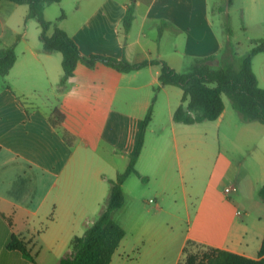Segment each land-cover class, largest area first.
<instances>
[{"label":"crops","instance_id":"1","mask_svg":"<svg viewBox=\"0 0 264 264\" xmlns=\"http://www.w3.org/2000/svg\"><path fill=\"white\" fill-rule=\"evenodd\" d=\"M76 1L79 6L76 12L86 18L70 37L86 57L103 55L126 59L132 64L158 59L179 72L187 60L217 56L222 48L211 21L208 0H137L135 19L128 33L124 31L123 19L130 0ZM28 11L27 5L6 0L0 2V47L13 46L22 34L29 37L26 26L21 33ZM171 27L182 38L183 44L179 46L177 37L169 56L162 52L161 44L157 46L153 41L155 34L148 37L146 31L152 29L156 33L162 28L160 43ZM21 54H17L8 78L20 65L18 73L29 79L39 82L35 77L41 80L43 75H47L52 82L59 81L63 57L50 56L42 51V47L32 46ZM168 56L169 60L166 59ZM100 66L107 67L99 63L95 69ZM79 67L68 81L72 90L65 89L59 98L60 106L47 111L20 101V97L28 96L38 87L31 91L8 87L7 91L0 93V264H59L66 254L71 253L72 240L83 236L96 221L108 197L107 181L115 179L129 164L123 171L115 168L106 174L105 170L114 166L105 156L100 155V159L98 148L95 145V149L90 138V129L102 127L101 150L108 149L122 158L127 153L129 158L137 149L152 101L140 106L144 114L139 119L114 109L107 111L104 117L95 116L98 106L91 100L92 91L90 88L82 89L76 81ZM49 71L54 74L50 75ZM160 72V65H150L132 73L117 72L122 76L118 77L121 83L114 84L115 89L160 86ZM128 79V83H123ZM131 82L138 84L131 85ZM168 87L171 86L159 90L168 93ZM80 93L84 95L80 97ZM174 93L176 100L166 102L167 123L162 125V133L157 139L162 145L154 146L147 154L145 141L156 113L155 97L153 118L146 130L139 157L140 165L144 163L145 170L151 173L138 172L148 178L160 176L164 190H158L159 201L165 204L169 199L173 209L177 199L170 197L168 188L171 189L175 182L173 171L177 166L183 184L184 176L189 181V191L183 190L184 208L189 213L187 220L182 217L178 222L179 216L168 212L167 220L157 222L155 226L151 224V235L159 238V242L155 244L156 251L140 252V264H180L188 242L259 259L264 220L259 218L249 224L247 217L264 209V201L259 196L264 185V125L233 117L225 105L223 114L214 121L217 128L223 126V133L220 132L223 139L220 141L219 138V151L211 160L210 178L202 194L196 196L193 152L197 146L200 160L208 154L202 153L209 141L208 133L202 128L204 123L184 125L174 122L173 115L182 104L183 91ZM56 108L65 116L58 127L50 119ZM220 185L223 187L221 191ZM230 186L235 190L227 194L225 189ZM166 192L167 197L164 195ZM232 192L249 201L248 209L244 203L228 196ZM57 210L59 215L55 216ZM13 234L26 243L34 262L7 248ZM126 238L127 233L110 264L115 259L122 261L127 254ZM256 242L257 247L251 246ZM254 252L257 257L252 255ZM153 256L156 261L150 259Z\"/></svg>","mask_w":264,"mask_h":264},{"label":"rangeland","instance_id":"2","mask_svg":"<svg viewBox=\"0 0 264 264\" xmlns=\"http://www.w3.org/2000/svg\"><path fill=\"white\" fill-rule=\"evenodd\" d=\"M208 2L214 31L222 42V48L217 55L218 60L213 63L214 67L219 68L223 65L221 64L222 55L226 54L229 58H231L230 60H232L231 63L234 68L238 70L240 69L243 57L254 47L253 41L264 38V0H233L231 5L229 4V0H208ZM78 7V2L76 0H61L59 3H53L46 6L44 11L45 18L46 20L53 22V24L56 23L59 28L65 30L70 36H73L75 31L82 26L86 18V16L76 12ZM62 13L65 14V19L58 20L62 16ZM25 23L26 24L24 25V29L21 31V33H24L26 26V29H29V37L25 38L24 34H22L21 39L18 41V48L16 47V52L19 55H22V51H27L28 46L42 47V30L37 21L30 19L26 20ZM54 27V25L51 26L47 33L48 36L54 32ZM162 28H159L156 33H154L152 29H148L146 34L148 37H153L155 34L154 38H152L153 41L157 43V46L158 44H161L162 52H167L170 56L172 46L174 44L173 42L177 39V37L180 47H182L183 40L178 36L177 33L173 31V27H171L163 37L162 42L159 43L160 31H163ZM143 41L145 42V40ZM148 43L149 45L152 44L151 41ZM151 49L154 48L151 47ZM50 54V56H59V58L62 57L60 52H54L53 54ZM169 56L166 59L169 60ZM53 64L50 65L51 70H53ZM194 64L195 59H191L189 61L187 60L179 72L184 73L189 71L190 67ZM79 66V71L76 73V81L80 84L82 89L89 90L88 88H90L92 91L91 100L98 106L97 112L94 114L95 116L102 115L104 117L107 111L114 109L125 115H128L129 117L139 119L140 115L144 114V111L140 110V106L146 102H151L153 98L156 97L157 107L156 113L154 115V121L151 124L152 127H149L146 134L145 142L146 147L148 148L147 154L152 152L154 146L162 145L158 143L157 139L158 135L162 133V125L167 123L166 102L167 100L175 101L176 95L174 91L181 92L180 88L173 86L168 87V93L160 91L158 89V85L147 89H134L129 87L127 89L123 88L122 90H116L115 86L121 83V81L118 79L120 75L117 73V71L102 66H100L99 69L92 70L87 68L82 63H80ZM20 69L21 67L18 65L14 71H12V77L8 78L6 76L0 79V93L7 91L8 87L25 88L27 89L26 91H31L33 88L38 87V90L35 92H29L28 96L22 98L20 97V101L23 102L24 100L28 104L39 107L43 111L60 106L59 98L62 94L59 93L58 89L63 74L62 71L59 81L54 83L48 79L49 77L47 75H43L41 80L39 77H35V79H39V82L29 79L18 73V70ZM253 69L258 78L260 87L264 88V53L255 56L253 60ZM49 74L53 75L54 72L49 71ZM130 79L123 83H128ZM132 84L138 83L131 82V85ZM70 86L69 83H67V91L72 90ZM79 95L81 97L84 94L80 93ZM223 99L227 108V112L233 117L241 118L239 113L233 109L229 98L226 95H223ZM97 126L100 127V125ZM202 128L203 130L207 129V138H209L207 145L203 147L204 150L202 153L207 152L208 154L203 156V160H200L197 146L194 147L193 181L196 188V196H200L202 194V191L210 178L211 160L214 159L215 153L217 154L219 151V138L220 141L223 139V136L220 135V132L223 133V126L220 129L217 128L214 121L205 122ZM101 129L102 127L99 129L96 127L90 129L89 132L90 138L94 142L95 149L96 146L98 148L97 150L100 159L101 156H105L114 166V168L105 170L106 174L112 173L115 168L119 169V171H123V169L127 167L126 165L129 164L130 157H127V153L124 154L125 158H122L118 154L109 152L108 149L101 150L102 148H100L101 145L99 144L103 134ZM79 140H81V138H79ZM143 160L146 161V159ZM143 164L140 165L139 159L136 169L138 171L141 170L144 173H147L148 171L145 170ZM173 175H175V182L171 184V189L168 188L170 197L177 199V203L174 205L175 208L173 209L171 208L172 203L170 205L169 199L165 201V204L159 201L158 190H164V188L161 187L160 176L154 175L153 178H148L145 176L147 180L144 181L141 178L132 175L126 180L123 185L126 202L121 209L114 212L113 218L125 229L127 233L125 245H127L128 252L123 257L122 261L115 259L112 264H140V252L145 254L156 251L157 247L155 244L159 242V238L151 235V224L155 226L157 222L167 220L169 218L168 212L178 215V222H180L179 220L182 217L187 220L189 210L184 208V191L185 188L189 191V181L187 177L184 176L185 184H183L181 173L177 166L175 171H173ZM225 183L231 182L225 181ZM107 184L108 189L106 193L107 196H109L110 184L108 181ZM222 188V185H220L219 191H221ZM168 192L164 193L166 197ZM228 196L231 198H236L237 201L244 203L247 205L246 207L248 209L249 201H244L234 192ZM257 197L259 198L258 195ZM107 199L104 202L102 209L107 202ZM102 209H100V212ZM57 215H59V210H57L55 216ZM243 217L246 219L245 215H243ZM259 218L264 220V209L259 214H252L251 216L247 217V222L249 224H253L255 223V220ZM60 220H62V217H60ZM258 226H260V224ZM253 245L257 247V242L256 244H251V246ZM205 252L206 249H203L202 246L191 245L186 249V253L182 256L180 264H189L188 260L191 259H193L194 264H202V257ZM66 255L64 257H66ZM252 255L257 257L256 252H254ZM150 259L156 261L157 258L153 256Z\"/></svg>","mask_w":264,"mask_h":264},{"label":"trees","instance_id":"3","mask_svg":"<svg viewBox=\"0 0 264 264\" xmlns=\"http://www.w3.org/2000/svg\"><path fill=\"white\" fill-rule=\"evenodd\" d=\"M4 1V0H0ZM19 5H27L29 11L26 20L34 19L41 28L42 50L44 53L60 52L62 54L63 74L59 83V93L66 89L68 81L74 76L77 66L82 63L89 69H95L101 63L120 73H132L150 65H160L159 81L161 87L175 86L183 91L182 104L173 115L175 123L195 125L216 121L225 110L223 95H226L243 122H259L264 125V88L260 87L253 69V60L258 54L264 53V38L253 41L254 47L246 54L240 69H235L232 60L226 54L222 55L219 68L214 67L217 56L195 59V64L189 71L181 73L172 69L161 60L145 61L132 64L126 59H115L103 55L83 56L72 37L57 24L45 18L47 5L59 3L61 0H6ZM137 0H130L123 19L124 31L128 33L135 19ZM233 0H229L231 5ZM65 18V14L58 20ZM54 25V32L48 36V31ZM162 30L160 31L161 34ZM19 40V38H18ZM16 44L11 47H0V79L6 77L17 61ZM155 97L144 119L142 132L135 153L130 157L128 167L119 173L115 179L109 180L110 192L103 209L96 221L88 227L81 237H75L71 242V253L63 257L59 264H110L113 256L126 236L125 229L113 218L115 211L121 209L126 197L123 185L126 180L135 175L146 181L136 169L144 146L146 130L153 118ZM55 127L61 126L65 120L59 109H54L50 117ZM259 196L264 201V185L259 190ZM194 245L188 242L186 249ZM201 246V245H199ZM206 249L202 259L204 264H264V239L259 251V259H250L228 251L202 246ZM10 250L20 252L25 258L34 262L26 243L16 235H12L7 245ZM186 249L184 254L186 253ZM194 264L193 259L188 260ZM202 263V264H203Z\"/></svg>","mask_w":264,"mask_h":264},{"label":"built area","instance_id":"4","mask_svg":"<svg viewBox=\"0 0 264 264\" xmlns=\"http://www.w3.org/2000/svg\"><path fill=\"white\" fill-rule=\"evenodd\" d=\"M233 190H235V188H233V187H227V188L225 189V192L228 194V193H230V192L233 191Z\"/></svg>","mask_w":264,"mask_h":264}]
</instances>
